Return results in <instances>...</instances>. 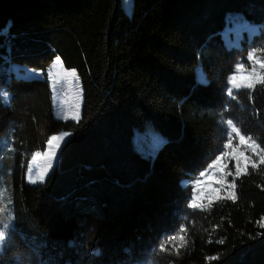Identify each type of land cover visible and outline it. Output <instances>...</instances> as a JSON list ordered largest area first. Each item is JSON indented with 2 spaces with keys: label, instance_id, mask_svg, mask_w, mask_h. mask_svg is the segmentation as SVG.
<instances>
[{
  "label": "trees",
  "instance_id": "16d2710c",
  "mask_svg": "<svg viewBox=\"0 0 264 264\" xmlns=\"http://www.w3.org/2000/svg\"><path fill=\"white\" fill-rule=\"evenodd\" d=\"M229 13L259 32L227 45ZM263 23L264 0H134L132 16L122 0H0V140L16 163L0 264H264V164L232 165L206 208L184 184L222 153L226 120L264 149V85L228 95L239 62L264 60ZM55 57L80 76L79 122L55 117L47 76L14 75ZM146 125L165 137L153 156L133 142ZM65 131L55 169L27 183L34 152Z\"/></svg>",
  "mask_w": 264,
  "mask_h": 264
},
{
  "label": "rangeland",
  "instance_id": "374dc122",
  "mask_svg": "<svg viewBox=\"0 0 264 264\" xmlns=\"http://www.w3.org/2000/svg\"><path fill=\"white\" fill-rule=\"evenodd\" d=\"M122 4L126 13L132 16L134 10V0H122ZM227 20H228L227 26L222 31V35L224 36L227 45H239L244 35H248V37H251L254 33L259 32L260 30L259 27L261 26V24H250L241 13H229L227 15ZM256 58L260 59L258 56H256ZM249 65H251L249 68L251 69L252 61L250 62ZM255 68H256L257 77L261 72H264L263 69L260 68L259 64H256ZM13 71L16 77L43 78L47 76L51 84L55 117L57 119H62V120L76 121L72 119V117L75 116L78 112L79 120H80L83 110V88L77 69L71 67L70 68L65 67L61 59L55 57L53 62L46 69L45 73L39 69H35L27 65H21V64H15L13 66ZM73 72H75L76 74L75 76L71 75V73ZM197 79L201 82H206L207 81L206 74L202 70H199L197 72ZM235 90L237 89H233V92ZM65 132H61L55 135H60ZM69 136L65 138V140L61 143L60 148L56 151V158L52 160V168L50 169H47V164L49 162L48 143L44 150L34 152L30 162L28 163V167L25 175V179L27 183L33 184L30 182L28 178L29 169H31L32 179H37L39 175H43L44 177L43 181L37 179V183L35 184L42 183L46 180L48 174L52 172L57 166L60 149ZM245 136L249 137V135H245ZM252 140L255 141L253 138ZM133 142L135 148L141 154H143L144 156H153L156 153V151L164 144L165 137L158 130L154 129L152 126L146 125L145 128L142 130H138V129L135 130L133 136ZM232 144H233V149H235L236 152L244 153V156L240 157L241 163H245L244 157H249L250 160L252 159L258 160L262 155L260 151V147L257 149L256 153H253L251 147H249L248 144H243V145L240 144L239 137L235 136V134H233ZM233 149H224V150L228 151L229 153H233ZM13 152H14V148L12 143L10 142L8 136L4 135L0 140V191L7 190L5 196L6 200L10 196V203L7 205V208L11 212L12 219L9 222L8 229L12 227L14 221L13 211L11 207L12 201H11V190H10V185L15 175V167H16V163L14 162L12 156ZM36 153H40V156L36 158L35 162H33V157L36 155ZM234 154L235 153H233V155ZM220 155H222V153H220L218 156ZM233 155L224 157L222 165L226 164L227 167H222L221 165L218 166V169H212L210 166L215 161L214 160L203 171L193 175L192 177H190V179L184 180V184L191 186L192 188V197L190 204L193 202V200H195L196 203L201 205V208H206L209 205V202L214 200L215 196L217 195L218 191L221 189L223 183L227 178V174L230 167L232 165H236V161L233 158ZM45 169L47 170L45 171ZM202 173H206V175H201ZM197 181H199V183H197ZM178 243H180V240L173 241V244H178ZM4 248L5 245L3 247V251L0 252V255L4 252Z\"/></svg>",
  "mask_w": 264,
  "mask_h": 264
},
{
  "label": "snow or ice",
  "instance_id": "6c2138e0",
  "mask_svg": "<svg viewBox=\"0 0 264 264\" xmlns=\"http://www.w3.org/2000/svg\"><path fill=\"white\" fill-rule=\"evenodd\" d=\"M7 34V30H5V33ZM249 60L252 61V67L251 69L245 67L243 63H238L236 66V69L234 70V74L230 78V85L231 87L228 90V95L233 96V89H239L241 87L248 88V89H254L256 83H260L261 85H264V72H261L259 76H256V68L255 65L259 64L261 69H264V60H260L256 58V52L253 51L252 53L249 54L248 57ZM71 75L75 76V72L71 73ZM72 119L76 120L79 122V113L75 116L72 117ZM226 126L228 127V132L226 135L227 143L223 145L222 149V155L218 156L215 161L211 164L212 169H218V166L222 165V162L224 160L225 156L233 155V158L236 161L235 165V174L236 176H240L242 172L246 173L247 170V163H251L253 168L258 167V164L256 162H253L250 160L249 157H244L245 159V167L242 169L240 166V157L244 156L243 152H236L235 149H233V134L235 136L239 137L240 144H248L249 147H251L253 153H256L257 149L259 148V145L255 143V141L252 140V138L246 137L245 135H242L240 132V129L234 124L232 120H227L226 121ZM70 133H62L60 135H54L50 137L48 140V146H49V152H48V164H47V169L52 168V160L56 158V151L60 148L61 143L65 140L67 136H69ZM55 142V143H54ZM224 149H233V153H229L228 151ZM261 152H264V149L260 150ZM40 156V153H36V155L33 157V162H35L36 158ZM259 164H264V155H261L259 158ZM222 167H227L226 164L222 165ZM45 169V171L47 170ZM231 175L232 173H228ZM201 175H206V173H202ZM28 178L31 183L35 184L37 183V179L40 181H43V175H39L37 179H32L31 176V169L28 170ZM199 183V181H197ZM232 188H235V183L230 185ZM7 190L0 191V252L3 251V247L8 239V227H9V222L12 219L11 212L7 208V205L10 203V196L5 199ZM235 193L233 192L232 194L229 195L228 199L235 200ZM192 208H201V205L196 203L195 200L189 205ZM259 226L261 228H264V222H258ZM181 232L185 231V229H180ZM259 235V234H258ZM175 240H180L183 241V243L180 244V247H184L186 244V241L184 240V236L182 235H174L171 236L168 241L165 243H170L171 241ZM218 243L223 244L224 240L220 239L217 241ZM165 244H161L160 246V251H165ZM179 249H177L178 253ZM210 259H218V257H211Z\"/></svg>",
  "mask_w": 264,
  "mask_h": 264
}]
</instances>
